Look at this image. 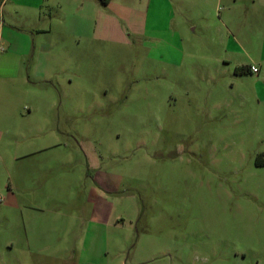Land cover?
Returning a JSON list of instances; mask_svg holds the SVG:
<instances>
[{"label": "rangeland", "instance_id": "1", "mask_svg": "<svg viewBox=\"0 0 264 264\" xmlns=\"http://www.w3.org/2000/svg\"><path fill=\"white\" fill-rule=\"evenodd\" d=\"M68 1L0 8V254L31 240L63 264H264V0H113L98 27ZM11 34L51 47L74 88L37 79ZM30 97L57 99L55 137L27 131ZM22 170L34 197L8 195Z\"/></svg>", "mask_w": 264, "mask_h": 264}, {"label": "crops", "instance_id": "2", "mask_svg": "<svg viewBox=\"0 0 264 264\" xmlns=\"http://www.w3.org/2000/svg\"><path fill=\"white\" fill-rule=\"evenodd\" d=\"M24 1V7L33 10V12L35 11L36 14H38L36 11H41L44 8L47 1L49 4L53 5L60 3V0H34L33 2L29 0ZM4 2H6V0H4ZM113 3V0H69L68 7L71 10L70 15L77 18L75 20L76 26L79 25L81 27L82 25H84L86 27L88 24H96L98 27L100 24V20L104 17V9L106 7H112ZM90 12L92 13V15ZM114 15L115 16L112 17L113 19L117 17L118 20H120V17L117 14ZM37 30L39 34L52 33L53 31V29L47 30L44 28H39ZM94 33H96V29L94 30ZM64 35L66 36V39L63 40L59 45L60 49H65L66 43L70 42V40L67 38L72 36V34L67 31L64 32ZM8 39L10 42H12L13 40H17L16 49L21 59H24V61L28 60V62L29 60H32L33 64L30 67L31 69L33 67V72L35 73L37 79L44 80L47 83H52L54 80H61V78L63 77V80H65L66 82L65 88L69 90H72L74 88L75 83L73 81V78L71 77V74L68 73L70 66H68V68L66 66L69 65L68 62L66 60H64L62 63L61 61H58L57 68H55L54 65H51L53 63V60L51 59V53L53 52L51 47L47 48L45 44H40V42L36 44V41L35 43H32L29 36L27 35H23L21 38H16L14 37V34H11ZM62 51L63 53L60 52V54H64L66 56L65 59H67V52L64 50ZM30 83L31 82L29 81L27 85ZM77 88L81 87L77 86ZM26 92L31 94L32 90L28 89ZM83 98L84 97L80 99ZM56 100L57 99L55 98L39 97L34 99L31 98V100H27L28 102L26 101L24 110L27 112L21 113V116L28 121V132L35 136H41L44 134V136L55 137L57 135L59 129L54 124L55 119L53 114L56 107ZM40 105L47 106L46 112H38L39 110H41ZM31 152L32 153H29L27 155H22L20 158L25 159L28 156H32L33 151ZM36 152H34V154ZM17 159L19 160V158ZM100 176L99 178L98 175L96 177V180L97 178L99 179L97 180L99 188L105 193H111L106 190L107 185L103 184L102 177ZM31 178L33 179L34 177H30L27 171L22 170L19 173V178L16 185L14 182L13 184L10 183V187L8 188V195L15 196V193H18L19 195H29L34 197L33 193L30 192L34 184ZM3 244L4 245L1 246V248H4L6 254H0V264H40L44 259L48 260L50 263L52 262L53 264H58L59 262L63 264V262L66 261V254L64 252L58 251V249L62 247H60V244L57 243H39L30 240V242L28 241L26 244H23L22 242L17 243L15 240H11ZM16 244L18 246V250L16 253L11 254V251L16 248ZM9 253L11 255H9ZM99 262L100 258L98 256H95L94 259L89 261L84 260L83 256H81L78 264H99Z\"/></svg>", "mask_w": 264, "mask_h": 264}, {"label": "built area", "instance_id": "3", "mask_svg": "<svg viewBox=\"0 0 264 264\" xmlns=\"http://www.w3.org/2000/svg\"><path fill=\"white\" fill-rule=\"evenodd\" d=\"M251 71H252L253 73H259L258 68L255 67V66H252V67H251Z\"/></svg>", "mask_w": 264, "mask_h": 264}, {"label": "trees", "instance_id": "4", "mask_svg": "<svg viewBox=\"0 0 264 264\" xmlns=\"http://www.w3.org/2000/svg\"><path fill=\"white\" fill-rule=\"evenodd\" d=\"M3 2H4V0H0V8H1ZM0 24H1V22H0Z\"/></svg>", "mask_w": 264, "mask_h": 264}]
</instances>
